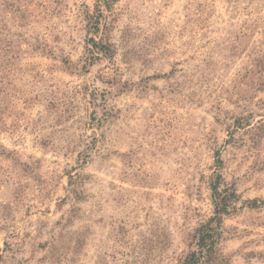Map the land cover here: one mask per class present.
Returning a JSON list of instances; mask_svg holds the SVG:
<instances>
[{"label": "rangeland", "instance_id": "374dc122", "mask_svg": "<svg viewBox=\"0 0 264 264\" xmlns=\"http://www.w3.org/2000/svg\"><path fill=\"white\" fill-rule=\"evenodd\" d=\"M206 226L198 264H264V0H0V264H183Z\"/></svg>", "mask_w": 264, "mask_h": 264}, {"label": "trees", "instance_id": "16d2710c", "mask_svg": "<svg viewBox=\"0 0 264 264\" xmlns=\"http://www.w3.org/2000/svg\"><path fill=\"white\" fill-rule=\"evenodd\" d=\"M218 185L216 184L212 187L213 197H214V217L211 218L210 222L214 223L216 226H220L222 223V217L227 215V206L229 205V200L232 196H223V192L218 190ZM215 227L206 226L199 230L198 236L200 245L198 246L199 252L193 253L190 259H186L183 264H198L203 253H209L211 244L208 239L210 235L215 233Z\"/></svg>", "mask_w": 264, "mask_h": 264}]
</instances>
